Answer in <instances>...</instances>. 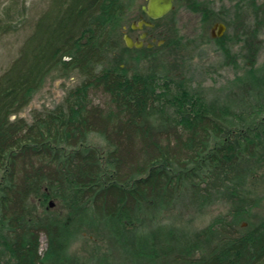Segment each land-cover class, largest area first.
<instances>
[{
    "label": "trees",
    "instance_id": "1",
    "mask_svg": "<svg viewBox=\"0 0 264 264\" xmlns=\"http://www.w3.org/2000/svg\"><path fill=\"white\" fill-rule=\"evenodd\" d=\"M141 2L53 0L0 75V246L18 264H69L89 229L134 264H264L256 211L264 197L254 184L264 167V73L253 59L239 79L244 93L200 91L201 111L180 126L165 100L172 89L185 95V85L162 92L158 73L103 68ZM13 23L0 10V36L15 32ZM74 72L85 78L83 100L20 116L49 76ZM89 87L108 96L105 105L87 100ZM183 195L201 208L232 202L202 231L207 252L204 243H176L164 222Z\"/></svg>",
    "mask_w": 264,
    "mask_h": 264
},
{
    "label": "rangeland",
    "instance_id": "2",
    "mask_svg": "<svg viewBox=\"0 0 264 264\" xmlns=\"http://www.w3.org/2000/svg\"><path fill=\"white\" fill-rule=\"evenodd\" d=\"M256 1L259 4L254 0H190L186 5L181 3L168 17L158 21L160 29L164 27L162 38L167 40L164 46L146 51L130 50L123 35L119 49L110 54L103 68L118 67L129 74L158 73L159 77H164H158L157 80L158 90L162 92L167 89V84H172V88L177 83L185 85L186 89H182L187 91L185 95L176 88L170 90L177 91L172 98L174 101L165 100L168 106H172L170 115L184 127L191 117L201 111L203 104L200 99L202 96L198 97L200 91L208 96L229 90L234 95L244 93L239 79L252 70L253 59L254 63L256 61L255 69L264 73V0ZM52 3L53 0L0 1L4 21L12 19L13 25H17L15 32L0 36V75L18 56L26 39L34 33L36 22L50 9ZM146 4L147 0H142L139 6L141 8ZM141 10L134 13L130 22L141 14ZM216 20H222L228 26L220 41L211 39V28ZM130 22L127 25L130 26ZM251 46L255 47L254 58L247 54ZM166 78H169L167 83ZM172 79L175 82H171ZM84 80L79 72L65 77L56 74L49 76L43 87L32 95L31 102L20 116L31 121L36 112L46 114L83 100L84 96L78 97L77 90ZM92 88L87 90L90 93L86 95L87 100L105 105L108 96ZM261 110L259 113L264 114ZM91 140L95 146L104 147L100 139L92 136ZM254 184L264 197V167ZM231 205L230 200L221 199L207 208H201L190 204L188 197L183 195L174 208L166 213L164 222L175 228L176 243H204L207 252L212 245L205 241L202 231L226 214ZM256 211L263 214L264 208ZM47 246V238L42 236V253ZM71 253L73 257L69 264H134V259L126 251L119 250L114 242L91 229L84 234V239L73 245ZM196 254L200 255L199 252ZM0 263L18 264L13 253L3 246H0Z\"/></svg>",
    "mask_w": 264,
    "mask_h": 264
},
{
    "label": "flooded vegetation",
    "instance_id": "3",
    "mask_svg": "<svg viewBox=\"0 0 264 264\" xmlns=\"http://www.w3.org/2000/svg\"><path fill=\"white\" fill-rule=\"evenodd\" d=\"M174 2V10L172 12H174L176 10L177 7H179V5L181 3H184V5L188 4L190 2V0H173ZM255 3L259 4L258 1L254 0ZM148 3V1H147ZM147 5V4H146ZM144 5V6H146ZM264 5V1H263V4ZM142 6V12L140 15H138V17L133 20L132 22H130V26L129 25H125L123 27V35L125 37V35H129L135 42H143V47L142 48H128L130 50H144V49H148V50H151V49H155L157 47H162L164 46L166 43H167V40L165 38H162L163 37V32H164V27L163 29L161 30L160 29V26L158 25V21L160 20H163L165 17H168L172 12H170L167 16H165L164 18L162 19H159V20H153L151 19L147 13L143 10V7ZM142 20H146L150 23H152L153 25L152 26H146L144 25V27L142 29H135L134 27H137L138 26V23L141 22ZM220 23H223L226 25V28L228 29V26L225 22H223L222 20L218 21L216 20L213 25H212V28H211V39H213L214 41H220L222 37H218V30L214 31V27L217 25V24H220ZM226 29V31H227ZM249 37V35H248ZM248 55L250 56V54H253L254 55V52L252 51V46L250 48H248Z\"/></svg>",
    "mask_w": 264,
    "mask_h": 264
},
{
    "label": "water",
    "instance_id": "4",
    "mask_svg": "<svg viewBox=\"0 0 264 264\" xmlns=\"http://www.w3.org/2000/svg\"><path fill=\"white\" fill-rule=\"evenodd\" d=\"M148 3L146 6L143 7V10L147 13V15L153 19V20H159L167 16L170 12L174 10V2L173 0H147ZM146 26H152L153 24L146 21L142 20L141 22L138 23L137 27H134L135 29H142ZM226 25L223 23L217 24L214 27V31L218 30V37H222L225 32H226ZM126 46L128 48H142L143 47V42H135L129 35H125L124 37ZM50 207L53 208L55 207V203L51 202Z\"/></svg>",
    "mask_w": 264,
    "mask_h": 264
}]
</instances>
